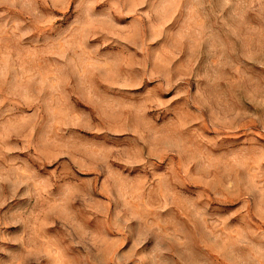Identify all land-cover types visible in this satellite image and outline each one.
Listing matches in <instances>:
<instances>
[{"label": "rangeland", "instance_id": "obj_1", "mask_svg": "<svg viewBox=\"0 0 264 264\" xmlns=\"http://www.w3.org/2000/svg\"><path fill=\"white\" fill-rule=\"evenodd\" d=\"M0 264H264V0H0Z\"/></svg>", "mask_w": 264, "mask_h": 264}]
</instances>
